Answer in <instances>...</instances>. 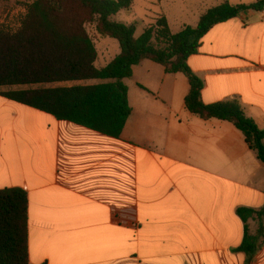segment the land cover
<instances>
[{
	"label": "crops",
	"instance_id": "1",
	"mask_svg": "<svg viewBox=\"0 0 264 264\" xmlns=\"http://www.w3.org/2000/svg\"><path fill=\"white\" fill-rule=\"evenodd\" d=\"M132 1L128 14L159 8L172 30L164 7L186 0ZM260 1L197 0L211 6L181 26ZM188 66L205 104L235 102L264 129V10L215 25ZM123 82L132 115L119 139L1 96L27 86L0 88V190L28 195L30 264H247L237 209L264 207V163L233 124L188 111L186 75L146 60Z\"/></svg>",
	"mask_w": 264,
	"mask_h": 264
},
{
	"label": "trees",
	"instance_id": "2",
	"mask_svg": "<svg viewBox=\"0 0 264 264\" xmlns=\"http://www.w3.org/2000/svg\"><path fill=\"white\" fill-rule=\"evenodd\" d=\"M173 1V0H158ZM132 0H34L27 4L20 30L11 33L0 25V88L44 86L55 83L100 81L93 85L37 88L1 93L12 101L53 115L60 121L84 126L119 139L132 115L124 80L134 67L152 61L168 74L182 73L190 83L185 99L188 111L200 119L233 124L249 148L264 163V129L248 118L235 102L207 105L202 101L204 83L188 66L204 36L215 25L228 22L246 10L263 11L264 1L250 6L229 2L208 10L196 27L185 26L174 34L165 16L136 37L135 25L114 21ZM96 25L99 35L118 41L120 53L104 68L96 66L99 54L87 26ZM245 224L238 252L254 264L264 245V207L237 209ZM258 221L255 235L247 228ZM0 264H30L28 195L18 188L0 190Z\"/></svg>",
	"mask_w": 264,
	"mask_h": 264
},
{
	"label": "rangeland",
	"instance_id": "3",
	"mask_svg": "<svg viewBox=\"0 0 264 264\" xmlns=\"http://www.w3.org/2000/svg\"><path fill=\"white\" fill-rule=\"evenodd\" d=\"M34 0H0V25L7 31L16 30V26L23 22L26 16L27 4L32 3ZM136 3H145L142 0H134ZM197 3V0H186L179 2L176 8H171L165 6L164 10L168 14L171 22V27L174 33H179L182 26V23L188 25H194L197 21V18L204 13L211 4L207 3L206 6L200 8H193ZM194 4V5H192ZM128 10L120 12L114 21L123 23V25H135L137 28L136 36L142 35L146 29V25L151 23L150 21H155L156 18L160 17L159 8L152 9L151 18L144 17L143 11H138V16L134 17L127 13ZM155 23V22H154ZM87 30L93 39L97 50L99 53V58L96 63L98 68L106 67L120 52V45L118 41L110 38L99 35L96 31V25L90 24L87 26ZM97 82H68V83H55L44 86H27L28 89H37V88H57V87H72L77 85H89ZM18 89L20 87H10ZM24 88V87H23Z\"/></svg>",
	"mask_w": 264,
	"mask_h": 264
},
{
	"label": "built area",
	"instance_id": "4",
	"mask_svg": "<svg viewBox=\"0 0 264 264\" xmlns=\"http://www.w3.org/2000/svg\"><path fill=\"white\" fill-rule=\"evenodd\" d=\"M13 26H15V25H12V26H11V31H10V32H11V33H16L17 31L20 30V27L22 26V22L19 23V24L16 26V30H12V27H13Z\"/></svg>",
	"mask_w": 264,
	"mask_h": 264
}]
</instances>
